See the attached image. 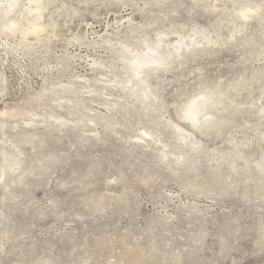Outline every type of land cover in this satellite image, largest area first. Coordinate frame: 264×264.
<instances>
[{"label": "rangeland", "instance_id": "obj_1", "mask_svg": "<svg viewBox=\"0 0 264 264\" xmlns=\"http://www.w3.org/2000/svg\"><path fill=\"white\" fill-rule=\"evenodd\" d=\"M36 2L0 0V264H264V0Z\"/></svg>", "mask_w": 264, "mask_h": 264}, {"label": "bare ground", "instance_id": "obj_2", "mask_svg": "<svg viewBox=\"0 0 264 264\" xmlns=\"http://www.w3.org/2000/svg\"><path fill=\"white\" fill-rule=\"evenodd\" d=\"M31 1H33V0H31ZM37 2H39V0H37ZM34 10L37 11L38 9H34ZM10 26H13V23H10ZM32 29H34V27ZM35 29H37V28L35 27ZM155 47L157 48V46H155ZM155 47L148 46L143 53H136V54L131 55L129 60H128V64H129L130 69L132 71H137V70H140V69L147 67L149 65H157V64L161 63L162 62L161 55L159 54V50H156ZM179 48H180V46H179ZM179 48L177 47V51L179 50ZM198 111H199V106L196 104H189L185 108V113L187 115V118L193 124H197L200 121L197 118V112Z\"/></svg>", "mask_w": 264, "mask_h": 264}]
</instances>
